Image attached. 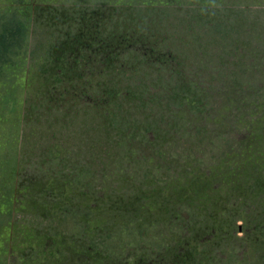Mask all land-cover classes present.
Masks as SVG:
<instances>
[{"label":"rangeland","instance_id":"rangeland-1","mask_svg":"<svg viewBox=\"0 0 264 264\" xmlns=\"http://www.w3.org/2000/svg\"><path fill=\"white\" fill-rule=\"evenodd\" d=\"M8 11L27 40L24 86L0 65L7 264H264V0Z\"/></svg>","mask_w":264,"mask_h":264},{"label":"trees","instance_id":"trees-1","mask_svg":"<svg viewBox=\"0 0 264 264\" xmlns=\"http://www.w3.org/2000/svg\"><path fill=\"white\" fill-rule=\"evenodd\" d=\"M26 34L27 24L20 14L16 11L0 13V65L9 72H13V77L11 78L13 88L24 86L26 79L25 70H19L18 74H14L17 66L13 60L14 50L20 48L27 40ZM18 68H20L19 65ZM10 102L16 104L18 99L14 98L12 88L4 86L3 82L0 81V104L7 105ZM10 118L11 115L0 114V131L7 128L6 123H8ZM9 141H0V264L8 263L14 229L15 185L11 184L9 178L5 175V168L8 167L10 160V152L8 150L10 148L6 147Z\"/></svg>","mask_w":264,"mask_h":264}]
</instances>
